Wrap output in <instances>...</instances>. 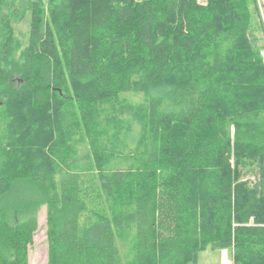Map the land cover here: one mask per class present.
Returning a JSON list of instances; mask_svg holds the SVG:
<instances>
[{
    "label": "trees",
    "instance_id": "obj_1",
    "mask_svg": "<svg viewBox=\"0 0 264 264\" xmlns=\"http://www.w3.org/2000/svg\"><path fill=\"white\" fill-rule=\"evenodd\" d=\"M254 3L0 0V264H264Z\"/></svg>",
    "mask_w": 264,
    "mask_h": 264
},
{
    "label": "rangeland",
    "instance_id": "obj_2",
    "mask_svg": "<svg viewBox=\"0 0 264 264\" xmlns=\"http://www.w3.org/2000/svg\"><path fill=\"white\" fill-rule=\"evenodd\" d=\"M255 1L256 3H254V6L252 5L253 21L250 34L254 40L255 46L264 59V2L263 0ZM44 3L46 4L45 1ZM199 3L201 5H205L207 0H199ZM30 28V11H28L21 20L13 22L14 36L20 45V48L15 50L12 55L13 61L18 63L19 65L17 67L20 68V70L14 72L13 76L16 77V79L21 78L23 75V71L21 70L25 67L23 61V50L25 45L28 43ZM59 67L60 66H57L55 68L56 72H58L57 75L61 74L64 75V77L68 75L66 66L63 68ZM29 262L30 264H47L48 262L47 211L45 206H43L39 211V227L35 233L34 242L30 246ZM199 264H232V262H224L221 258L220 250L207 248L206 250L200 252Z\"/></svg>",
    "mask_w": 264,
    "mask_h": 264
},
{
    "label": "crops",
    "instance_id": "obj_3",
    "mask_svg": "<svg viewBox=\"0 0 264 264\" xmlns=\"http://www.w3.org/2000/svg\"><path fill=\"white\" fill-rule=\"evenodd\" d=\"M220 252H221V258L224 262L231 261L233 264V248L232 247L224 248L223 250H220Z\"/></svg>",
    "mask_w": 264,
    "mask_h": 264
},
{
    "label": "built area",
    "instance_id": "obj_4",
    "mask_svg": "<svg viewBox=\"0 0 264 264\" xmlns=\"http://www.w3.org/2000/svg\"><path fill=\"white\" fill-rule=\"evenodd\" d=\"M263 2H264V0H263Z\"/></svg>",
    "mask_w": 264,
    "mask_h": 264
}]
</instances>
